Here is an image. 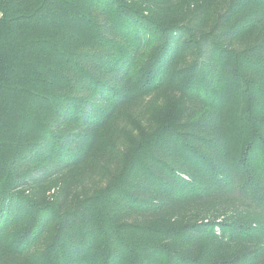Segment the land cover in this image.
<instances>
[{"label": "trees", "instance_id": "obj_1", "mask_svg": "<svg viewBox=\"0 0 264 264\" xmlns=\"http://www.w3.org/2000/svg\"><path fill=\"white\" fill-rule=\"evenodd\" d=\"M227 5L199 33L150 15L170 0H0V264H264V0ZM162 90L183 116L104 194H23L86 162L123 96Z\"/></svg>", "mask_w": 264, "mask_h": 264}, {"label": "rangeland", "instance_id": "obj_2", "mask_svg": "<svg viewBox=\"0 0 264 264\" xmlns=\"http://www.w3.org/2000/svg\"><path fill=\"white\" fill-rule=\"evenodd\" d=\"M170 1L175 5L170 10H162L150 15L159 19L162 27L183 25L191 32L203 33L213 27L222 11L228 7L229 2L237 0ZM140 3L145 11L148 4L144 1ZM189 37L190 35L185 41ZM171 91L162 90L147 96L139 95L141 94L139 91H132L127 96H123L121 99L124 103L113 111L114 114L110 115L109 122L95 135L92 141L90 140L92 148L86 162H81L76 167L73 165L66 170L55 171L56 174L52 178L39 186L28 188L23 191V194L40 205L68 201L67 209L70 210L81 200L104 194L110 187L118 183L119 167L126 165L128 156L142 144V139L145 136L152 134L159 127L163 129V125L170 124L169 121L173 115L183 116V107L180 106V108L178 104L180 99ZM135 96L136 98L125 104L130 97ZM232 109L234 110L233 106L228 108L229 114L233 113ZM237 211H242V209ZM218 219L222 221L224 218L220 216ZM55 226V224L52 225V230H55ZM51 241L52 239L48 238L46 243L49 244ZM44 248L45 246H42L41 249ZM3 249L0 247V256ZM95 253L96 250L90 255L91 264H103L98 261L99 252ZM10 256H5V259H8L6 264H31L29 258L21 260V258H10Z\"/></svg>", "mask_w": 264, "mask_h": 264}, {"label": "built area", "instance_id": "obj_3", "mask_svg": "<svg viewBox=\"0 0 264 264\" xmlns=\"http://www.w3.org/2000/svg\"><path fill=\"white\" fill-rule=\"evenodd\" d=\"M0 17H2V14L0 13Z\"/></svg>", "mask_w": 264, "mask_h": 264}]
</instances>
